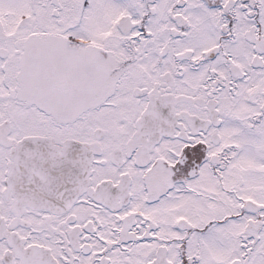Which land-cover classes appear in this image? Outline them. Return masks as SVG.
Wrapping results in <instances>:
<instances>
[{
    "label": "snow or ice",
    "instance_id": "snow-or-ice-1",
    "mask_svg": "<svg viewBox=\"0 0 264 264\" xmlns=\"http://www.w3.org/2000/svg\"><path fill=\"white\" fill-rule=\"evenodd\" d=\"M0 264H264V0H0Z\"/></svg>",
    "mask_w": 264,
    "mask_h": 264
}]
</instances>
